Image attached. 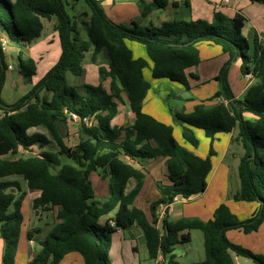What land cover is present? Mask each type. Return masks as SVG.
I'll return each instance as SVG.
<instances>
[{
  "label": "trees",
  "instance_id": "1",
  "mask_svg": "<svg viewBox=\"0 0 264 264\" xmlns=\"http://www.w3.org/2000/svg\"><path fill=\"white\" fill-rule=\"evenodd\" d=\"M83 1L89 13H82L80 23L71 16L64 0H0V29L11 43L27 46L42 36L44 20L55 18L56 31L61 43L58 63L37 85L13 105H7L2 92L7 81L9 66L0 46V109L5 115L0 119V180L21 176L31 191L41 196L33 203L35 212L58 208L57 224L31 264H60L66 255L79 253L85 264H111L109 259L112 236L119 230L137 225L145 234L152 259L159 254L170 255L169 264H177L173 249L191 241L190 233L200 231L204 236L206 259L200 264H235L232 254L247 258L255 264H264V256L233 244L227 233L242 230L246 234L257 232L264 223V43L256 36L251 44L243 35L246 19L241 13L228 18L215 13L211 23L206 21L165 23L158 28L137 25L126 26L113 22L102 3L106 0ZM171 0H153L152 7L165 9ZM264 5V0H251ZM176 5V3H173ZM81 25L87 39H82ZM136 42L145 47L153 63L155 80H170L189 90L186 71L201 63L198 45L218 46L229 60L215 79L222 85L213 100L225 95L228 104L208 107L198 104L191 114H178L184 126L183 138L194 148L199 147L194 130H202L211 141L209 156L202 159L182 147L174 136V129L144 113V101L151 84L144 77L148 63L134 59L126 42ZM93 62L102 54L107 68L100 67L103 81L112 80L110 93L102 86L80 85L69 87L68 76L80 78L88 53ZM241 62V72L250 75L255 83L242 100L234 97L228 82L232 63ZM19 71L26 84H32L37 74L33 59L19 56ZM118 83L120 87L118 86ZM47 92L51 98L42 97ZM128 97L135 115L133 126L125 129L111 127L117 114L114 100L121 94ZM168 98L181 99L171 93ZM9 107V109H6ZM68 113L81 118L96 117L97 127L82 126V140L76 148L66 146L58 132ZM246 115L255 117L246 120ZM44 127L60 148L58 153L42 152L34 157L14 158L20 149L30 151L36 144L45 146L48 140L39 135H28L33 128ZM239 128V141L245 155L239 166L241 188L234 196L236 202L258 203V211L248 220H239L222 204L213 219H182L171 223L163 220V233L157 228V211L160 206L173 202L175 197L190 199L203 194L208 187L207 178L212 171V147L217 135L229 134ZM151 143L155 145L153 148ZM61 157L72 160L76 166H62ZM122 157L133 161L169 158L168 170L171 185L159 184L161 198L151 204L152 223L146 214L134 207L146 173L126 164ZM100 172L109 180L110 198L95 200L90 175ZM137 186L130 194L126 188L130 180ZM17 184L0 183V238L5 243L2 264H15L23 224L22 204L25 193H10ZM117 210L116 227L100 224V220Z\"/></svg>",
  "mask_w": 264,
  "mask_h": 264
},
{
  "label": "crops",
  "instance_id": "2",
  "mask_svg": "<svg viewBox=\"0 0 264 264\" xmlns=\"http://www.w3.org/2000/svg\"><path fill=\"white\" fill-rule=\"evenodd\" d=\"M15 1V0H13ZM171 0L165 9H155L152 7L153 0H106L102 3L107 16L117 24L126 26L137 25L145 28H158L165 23L172 22H193L206 21L211 23L215 13H221L228 18H234L237 13L243 14L246 19L243 29V35L251 44L255 37L258 36L264 43V30L260 29L250 17L252 11L259 10L258 3L251 0ZM176 3V5H173ZM264 6V5H262ZM44 30L42 36L27 46H21L11 43L5 33L0 29V46L6 56V62L9 66L7 81L2 92V99L7 105H13L23 98L45 75L55 67L61 56V43L58 32L56 31L57 20L52 18L44 20ZM85 40V39H84ZM128 48L132 51L134 59H144L148 63V68L144 70L146 81L151 84L144 101V113L154 117L159 122L171 126L174 129V136L178 143L193 152L196 156L205 159L209 156V151H201V142L204 145H211L210 139L206 138L202 130H194L199 147L194 148L183 138L184 126L177 120L178 114H191L195 107L204 102L208 107H215L220 103L228 104L225 95L219 99H210L216 91L223 90L222 85L215 81L222 68L229 60V56L224 54L218 46L202 43L198 45L200 51L201 63L197 67L190 68L186 71L189 90L185 89L178 83L170 80H155L152 77L153 63L148 58L144 46L127 41ZM22 55L24 60L33 59L37 65V74L32 80V84H26L19 71V56ZM238 65L239 70L235 67ZM230 68L228 73V82L231 90L235 86L237 91H232L234 97L242 100L250 86L255 83V79H247L242 75L241 62H237ZM100 67L107 68L106 56L104 54L98 57V62L92 60V53H88L83 63L84 74L79 78L75 86L89 85L102 86L110 93L112 80L103 81L100 77ZM19 77L15 76V72ZM148 74V76H146ZM160 81L170 82L172 85H178L185 92H196L198 98L191 99L188 95L186 99L177 94L181 99H170L167 93H160ZM24 84V87L22 85ZM209 84V95H204L202 89ZM118 86L120 87L119 83ZM213 86V87H212ZM167 90H171L167 88ZM177 93V92H176ZM42 97L51 98V94L43 92ZM11 97V99H9ZM171 100H175L170 103ZM117 105V114L111 121V127L116 129H125L133 126L135 115L130 109L128 97L125 93L121 94V100H114ZM5 115L4 110L0 109V119ZM246 120L254 121L255 117L246 115ZM99 120L96 117L90 118V123L85 125L80 122H72L68 118L65 122L58 125V132L64 140L66 146L76 148L81 140V128L97 127ZM39 134L48 140V144L41 146L36 144L30 151L20 149L15 156H8L11 159L34 157L42 152L58 153L60 148L53 140L48 130L44 127L33 128L28 131V135ZM67 134L71 137V144L66 142ZM240 130L236 127L229 134L217 135L213 142L215 156L212 157V171L207 178V190L190 199L180 198L174 204L172 212L165 218L171 223H176L182 219H199L208 222L213 219L215 210L222 204L227 205L231 212L241 221L250 219L259 209L258 203L236 202L234 196L241 188L239 177V166L245 151L239 141ZM185 142V143H184ZM154 148L155 145L151 143ZM55 146L56 149L53 147ZM210 150V149H209ZM122 160L137 169L144 170L146 179L143 188L138 195L134 207L142 210L148 220L152 223L151 204L161 198L158 185H171L169 180L168 162L169 158H157L149 161ZM98 173L97 189H94L95 200L104 202L110 198L109 180L102 179ZM92 174L90 175L91 178ZM7 179V178H5ZM10 181L5 183L17 184L11 189H15L18 196L25 193V199L22 204L21 212L24 220L21 228L18 251L16 254L15 264H31L34 258L41 250V243L46 240L53 228L61 221L57 219L58 208H52L46 211L35 212L33 208L34 201L41 196L40 191H31L27 187V181L21 176L8 177ZM21 179L24 184L21 183ZM92 179V178H91ZM90 179V180H91ZM2 183V182H1ZM137 186L136 180L129 181L126 194H130ZM146 189L150 192V197L143 198ZM117 210L100 220L101 225H105L108 220L114 219ZM157 228L163 233V219L157 211ZM200 231L190 233L191 241L188 244H181L173 249L172 255L175 257L177 264H200L205 261L206 253L204 248V236L198 234ZM203 235V234H202ZM227 238L235 245L251 251L256 255L264 256V223L257 232L246 234L242 230H233L227 233ZM196 242L203 250L195 246ZM5 243L0 238V264L3 262ZM109 259L111 264H169L170 255L164 256L159 254L157 259H152L147 247V241L144 232L137 225H133L127 230L117 231L111 238ZM235 264H255L253 261L232 254ZM60 264H85L83 257L79 253H70L60 262Z\"/></svg>",
  "mask_w": 264,
  "mask_h": 264
},
{
  "label": "rangeland",
  "instance_id": "3",
  "mask_svg": "<svg viewBox=\"0 0 264 264\" xmlns=\"http://www.w3.org/2000/svg\"><path fill=\"white\" fill-rule=\"evenodd\" d=\"M11 1H13V0H11ZM64 2L65 3H67V4H69V5H67L66 6V9H67V11L69 12V14L73 17V16H77L78 17V19H77V22L78 23H80V21H81V19H80V17L79 16H81V14L82 13H85V12H88L89 13V9H88V7H87V5L83 2V1H81V2H75V1H73V0H64ZM259 10H254V11H252V15L250 16L252 19H253V21H254V23L260 28V29H262V30H264V6H262V5H259ZM79 31H80V33H81V37H82V39H87L86 38V34H85V32L83 31V29H82V27H81V25L79 26ZM237 62H240V61H236V62H234V63H232V65H231V67L232 66H234ZM235 67L239 70V67H238V65H235ZM18 72L16 71L15 72V76H17V77H19V75L17 74ZM146 76H148V74H146ZM149 77V76H148ZM77 82H79V78H77V77H74V76H72V75H69L68 76V86L69 87H74L76 84H77ZM160 83V90L162 91L163 90V92H160V93H167V94H171V93H175V94H178L179 93V95H182L183 97H184V99H186V97H188V95H189V97L191 98V99H196V98H198V94L196 93V92H193V93H190V92H185V91H183L182 90V88L180 87V86H178V85H172L170 82H167V81H160L159 82ZM23 84V83H22ZM87 86H89V85H87ZM92 86V85H91ZM22 87L23 88H25L24 87V84L22 85ZM213 87V86H212ZM167 88H170L171 90H167L166 92H165V90L167 89ZM209 90H210V87H209V84H207L203 89H202V92L204 93V95L206 96V95H209L210 93H209ZM234 90L235 91H237V89L235 88V86H232V91L234 92ZM177 92V93H176ZM47 93V92H46ZM218 93V91H216L215 93H214V95L213 96H211L212 98H210V99H213L214 97H215V95ZM47 94H49V93H47ZM49 97V96H48ZM48 97H46L47 99H48ZM206 97H208V96H206ZM9 99H11V97L9 98ZM50 99V98H49ZM175 100H171L170 101V103H172L173 104V102H174ZM65 139H66V142L67 143H69V144H71L72 142H71V137H70V135L69 134H67V136L65 137ZM185 143V142H184ZM55 149H56V147L55 146H53ZM201 151H206V152H210V150L209 149H211V145H204V141L202 140V142H201ZM61 162H62V166H65V165H68V166H76L75 165V163L72 161V160H70V159H68V158H66V157H61ZM98 173H92V176H91V183H92V187H93V190L94 189H97V182H94V179L95 180H99V179H97L98 177ZM8 181H10L8 178L7 179H2V180H0V183L1 182H8ZM21 183H23L24 184V181L21 179ZM148 197H150V192L148 191V189H146V191H145V193L143 194V198H145V199H147ZM200 236H201V238H203L202 236V234L201 233H198ZM195 246L197 247V248H200L201 250H203V245L201 244V246H199V244L196 242V244H195Z\"/></svg>",
  "mask_w": 264,
  "mask_h": 264
},
{
  "label": "built area",
  "instance_id": "4",
  "mask_svg": "<svg viewBox=\"0 0 264 264\" xmlns=\"http://www.w3.org/2000/svg\"><path fill=\"white\" fill-rule=\"evenodd\" d=\"M225 3L227 4V3H229V1L228 0H225ZM245 77L247 79H250V78L253 79V77L250 76V75H247ZM67 118L69 120H71L72 122H80V123H83L85 125H88L90 123V118H81L77 114H74V113H68L67 114ZM123 158H125L126 161H130L131 160L128 157H123ZM180 198H181L180 196L175 197L172 203H170L168 205H162V206H160V208H159V214H160V216H161V218L163 220L172 212L174 204L177 203ZM108 225L110 227H112V228H115L116 227L115 220L114 219L108 220Z\"/></svg>",
  "mask_w": 264,
  "mask_h": 264
},
{
  "label": "water",
  "instance_id": "5",
  "mask_svg": "<svg viewBox=\"0 0 264 264\" xmlns=\"http://www.w3.org/2000/svg\"><path fill=\"white\" fill-rule=\"evenodd\" d=\"M6 109H9V107H6ZM10 193H13V194H15L16 193V191L15 190H13V191H9Z\"/></svg>",
  "mask_w": 264,
  "mask_h": 264
}]
</instances>
